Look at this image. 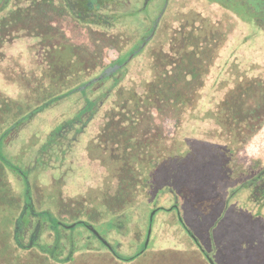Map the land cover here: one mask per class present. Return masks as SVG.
Instances as JSON below:
<instances>
[{
  "label": "trees",
  "instance_id": "1",
  "mask_svg": "<svg viewBox=\"0 0 264 264\" xmlns=\"http://www.w3.org/2000/svg\"><path fill=\"white\" fill-rule=\"evenodd\" d=\"M211 1L221 7L223 25L212 11L190 12L171 31L161 29L141 46L133 42L137 38L145 41L147 36L108 32L110 27L126 25L124 18L132 16L123 9L127 0L104 1L93 19L80 13L76 16L66 0H0V264H216L188 230L181 204L172 200L176 194L174 163L195 159L190 142L180 134L183 127L194 132L191 123L204 137L201 141L210 142L231 172L240 166V155L264 127V75L258 73L264 71V61L238 49L245 46L242 43L264 37V0ZM68 22L99 27L94 40L109 39L114 59L101 61V54L88 42L72 43L64 31ZM250 24L257 31H248ZM229 45L228 58L212 73ZM140 54L144 59L134 69L136 76L128 77L131 63ZM114 65L120 67L95 79ZM5 68L12 73L10 83L1 74ZM77 91L92 105L80 125L88 126L98 113L102 115L87 153L104 169V177L99 185L74 196H62L57 185L35 191L28 172L4 157L7 135L25 118ZM167 119L171 131L165 128ZM71 125L75 122L68 121L67 126ZM40 126L30 130L39 131ZM51 135L58 141L61 138L56 129ZM160 170L169 174L166 184L155 180ZM262 175L264 165L242 180L250 184L248 191L262 194L258 183ZM27 184L32 205L21 217L16 237L15 224L23 210ZM166 196L172 200L170 205L164 202ZM139 210L152 211L149 220L143 223ZM171 210H175L180 231L175 236L182 232L189 240L183 248H152L150 229L147 244L139 240L138 251L130 254L119 250L123 240L114 238V249L88 228L99 236L96 226L107 236L126 233L122 229L130 222L147 227L156 222L159 212ZM78 226L90 235L64 237L59 232ZM91 237L100 246L91 245ZM73 240L86 249L76 252Z\"/></svg>",
  "mask_w": 264,
  "mask_h": 264
},
{
  "label": "rangeland",
  "instance_id": "2",
  "mask_svg": "<svg viewBox=\"0 0 264 264\" xmlns=\"http://www.w3.org/2000/svg\"><path fill=\"white\" fill-rule=\"evenodd\" d=\"M144 5L146 7H143ZM74 7L72 6V9ZM123 9L127 14L132 15L124 18L128 29L126 25L119 24L108 28L109 33L116 34L126 31L132 35L148 37L153 30V23L161 16L154 30V36L159 34L161 29L162 32L171 31L186 14L201 10L208 13L212 11L216 19H221L220 24L225 23V20L221 18V13L218 12L221 7L211 0H127ZM75 11H77V16L80 9H75ZM83 15L87 19L94 18L93 15ZM142 19L149 25L145 26ZM98 28L93 24L89 26L73 22L64 24L66 38L75 44L88 42L87 44L92 45L94 50L101 54V61L108 62L114 59L115 50L109 39L94 40ZM132 28L135 29L132 30ZM247 30L257 31V28L250 24L247 25ZM140 41L141 38L135 39L133 45H140L144 42ZM230 45L227 50L220 53V58L213 66L212 73L215 72L216 66L222 65L228 58ZM241 45L245 46H239L238 49L244 54L253 52L257 58L256 61L260 59L264 61L263 36L253 39L252 44L242 43ZM143 59V54H140L133 60L126 73L128 77L136 76L134 69L142 63ZM242 64L246 63L242 62ZM2 72L1 74L8 83L13 81L9 77L12 73L8 68ZM258 73L264 75L263 70ZM69 102H71L70 106L67 104ZM67 105L69 111L66 115ZM91 108L92 105L88 104L81 92L77 91L53 102L43 111L25 118L19 127L8 133L5 147L3 146L4 157L28 172L29 178L27 179L30 183L34 181L35 191H43L57 185L60 194L67 197L82 194L88 188L99 185L104 177V169L97 160L89 157L87 147L97 125L101 123V113L93 117L88 126L86 123L80 125L91 112ZM169 120H165L164 125L166 130L171 131L173 127ZM68 121L75 122V125L67 126ZM38 124H42L39 131L30 130ZM191 124L195 127L194 132L188 127H183V132L180 134L190 142L195 159L183 164L181 161L174 163L172 183L176 194L172 196V200L175 204H181L184 223L188 226V230L202 244L206 253L216 264H264V207L258 209L256 207L259 204L264 205V197H261V195L264 196V175L258 180V183L262 184L259 189L262 194L248 191L246 185L248 187L250 184L242 182V180L251 178L264 165V127L247 146L244 155H240V166L232 169L233 172H231V169L228 170L224 164V158L216 155L214 150L212 151L210 142L204 144L201 141L204 137L196 127L197 125ZM55 129L61 136L59 141L51 135ZM166 172V170H160L155 174L157 183H167L169 174L166 175ZM172 200L170 196H166L164 202L170 205ZM34 201L37 204V201ZM139 211L144 214L143 223L149 220L152 211ZM157 216L156 222L149 223L147 227L146 223L144 227H140L138 222H130L122 229L126 233H110L107 236L99 226H96V229L114 249H116V244L112 240L114 238L123 240L119 250L130 254L138 251L137 242L139 240L145 243L149 229L152 230L150 237H153L152 248L154 249L174 246L183 248L188 244L189 240L184 233L181 232L179 236H175V233L180 232L178 225L175 224V210L167 213L159 212ZM59 232L64 237L74 233L80 237L90 235L81 226L70 231L60 228ZM82 238H80L81 241H83ZM73 243L78 253L86 249V245L82 242L73 240ZM90 243L100 246L98 240L92 237Z\"/></svg>",
  "mask_w": 264,
  "mask_h": 264
},
{
  "label": "water",
  "instance_id": "3",
  "mask_svg": "<svg viewBox=\"0 0 264 264\" xmlns=\"http://www.w3.org/2000/svg\"><path fill=\"white\" fill-rule=\"evenodd\" d=\"M160 17H161V16H159V18H157V20L153 23V30L150 32L149 36L145 39V41L141 44V46H144L145 43H146V42H147V41L153 36V34H154V30H155V28L157 27V24H158V21H159ZM133 55H134V53H131L130 56L128 57V60H130V59L133 57ZM119 67H120L119 65H114V66H112V67H110V68H107L106 70H104V71H103V72H102L97 78H95V79L103 78V77H105L106 75H109L112 71H114L115 69H117V68H119ZM40 109H41V108H40ZM28 186H29V185L27 184V188H26V190H25V203H24V206H23V210H22V212H21V214H20V216H19V219L17 220V222H16V224H15L14 234H15L16 237H17V234H18V228H19V222H20V219H21V217L23 216V214L25 213L26 209H27L28 207L31 208V205H32L31 198H30V196H29V194H28V192H29V187H28ZM72 226H73V224H72ZM38 227H39V226L37 225L36 228H35V230H34V232H33V234H32V237H31V239H30V242H29L28 246H31L32 241H33V239H34V237H35V234H36V231H37ZM88 228H89V230H91V232H92L97 238H100L105 244H107L106 241L103 240V239L98 235V233H97V232H96L91 226H88ZM149 232H150V229H149L148 232H147V236L149 235ZM147 241H148V238L146 239L144 245L147 244Z\"/></svg>",
  "mask_w": 264,
  "mask_h": 264
},
{
  "label": "flooded vegetation",
  "instance_id": "4",
  "mask_svg": "<svg viewBox=\"0 0 264 264\" xmlns=\"http://www.w3.org/2000/svg\"><path fill=\"white\" fill-rule=\"evenodd\" d=\"M66 1L70 5L75 6L74 9H72V8L70 9V10H72V12L75 11V9L77 10L79 8L80 11H78V12L80 14L93 15V14H95L96 10L99 9L100 4L106 0H66ZM73 13H75V12H73ZM256 207H257V209L263 208L264 205L259 204V206H256Z\"/></svg>",
  "mask_w": 264,
  "mask_h": 264
}]
</instances>
